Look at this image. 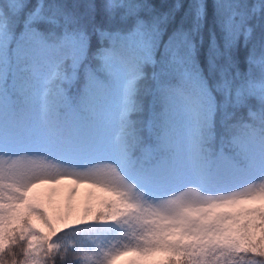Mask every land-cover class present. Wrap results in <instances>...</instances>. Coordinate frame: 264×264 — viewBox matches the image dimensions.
<instances>
[{"label": "snow or ice", "instance_id": "snow-or-ice-1", "mask_svg": "<svg viewBox=\"0 0 264 264\" xmlns=\"http://www.w3.org/2000/svg\"><path fill=\"white\" fill-rule=\"evenodd\" d=\"M0 264H264V0H0Z\"/></svg>", "mask_w": 264, "mask_h": 264}, {"label": "trees", "instance_id": "trees-1", "mask_svg": "<svg viewBox=\"0 0 264 264\" xmlns=\"http://www.w3.org/2000/svg\"><path fill=\"white\" fill-rule=\"evenodd\" d=\"M69 187H72V185L69 184V183H67V182H66L65 184L59 186L61 193H63L64 195H65V193H66V191H67V188H69ZM47 190H48V186H43L41 189H39V191L42 192V193L47 192ZM88 191H89V189H88L86 186H85V188L83 189V191H81V190L79 189V194H78V196L75 198V202H76V199H77L78 197H82V198L85 199L86 194H87ZM63 204H64V201H63V203H62V202H60V201L57 200L56 205H54V207H57V208H59V209L62 210V208H63ZM70 231H71V230H70Z\"/></svg>", "mask_w": 264, "mask_h": 264}, {"label": "rangeland", "instance_id": "rangeland-1", "mask_svg": "<svg viewBox=\"0 0 264 264\" xmlns=\"http://www.w3.org/2000/svg\"><path fill=\"white\" fill-rule=\"evenodd\" d=\"M80 189L83 190V189H84L83 186H82ZM57 200H58V201L61 200V202H63V200H64V194L61 193V195L58 197ZM83 201H84V198H82V197H78V198L76 199V204H77V205H82V204H83Z\"/></svg>", "mask_w": 264, "mask_h": 264}]
</instances>
